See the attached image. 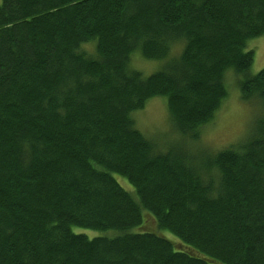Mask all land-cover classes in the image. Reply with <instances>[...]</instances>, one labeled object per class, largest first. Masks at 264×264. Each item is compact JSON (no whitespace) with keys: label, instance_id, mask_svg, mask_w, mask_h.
<instances>
[{"label":"trees","instance_id":"obj_1","mask_svg":"<svg viewBox=\"0 0 264 264\" xmlns=\"http://www.w3.org/2000/svg\"><path fill=\"white\" fill-rule=\"evenodd\" d=\"M263 35L264 0H0V264H264ZM231 70L259 114L201 155ZM154 97L176 141L136 125Z\"/></svg>","mask_w":264,"mask_h":264},{"label":"rangeland","instance_id":"obj_2","mask_svg":"<svg viewBox=\"0 0 264 264\" xmlns=\"http://www.w3.org/2000/svg\"><path fill=\"white\" fill-rule=\"evenodd\" d=\"M250 49L255 50L254 63L250 72L251 74H257L264 68V35L250 40L248 50ZM161 65V62L144 59L139 53L132 58V66L142 71L145 75L159 70ZM236 78L237 75L234 71L228 72L227 86L229 95L217 111L213 121L201 129L200 140L192 146L194 151H199L201 155L205 152L211 153L213 150L236 144L242 140L251 131L253 123L257 118L256 115L259 114L257 106H252L241 99ZM134 118L136 125L147 137L162 145L178 139L165 98H152L144 109L134 113ZM116 178L126 190L135 195V188L126 178L119 175H116ZM143 215L144 224L136 227V231H151L162 234L176 242L180 241L170 231L159 229L154 220L150 219V212L144 210ZM74 230L78 233H85L91 238L105 234L101 231L80 227H74Z\"/></svg>","mask_w":264,"mask_h":264}]
</instances>
